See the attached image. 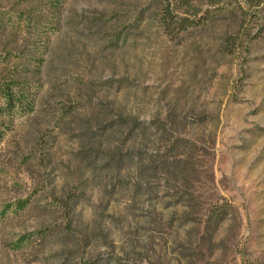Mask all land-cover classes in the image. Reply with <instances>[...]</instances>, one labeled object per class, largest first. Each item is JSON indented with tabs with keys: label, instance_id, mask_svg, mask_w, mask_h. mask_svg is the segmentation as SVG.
Returning a JSON list of instances; mask_svg holds the SVG:
<instances>
[{
	"label": "rangeland",
	"instance_id": "374dc122",
	"mask_svg": "<svg viewBox=\"0 0 264 264\" xmlns=\"http://www.w3.org/2000/svg\"><path fill=\"white\" fill-rule=\"evenodd\" d=\"M110 2L32 0L23 16L21 9L11 11L2 3L4 22L17 29L18 52L25 56L10 54L3 62L0 51V79L11 71L29 82L12 111L0 115V264L59 263L53 259L62 247L54 241L57 235L49 238L48 229L60 217L53 196L78 188L81 180L87 191L78 223L82 230L99 229L100 240L94 239L90 253L82 248L84 258L78 256L74 263L100 257L99 263L107 264V256L115 249L114 255H120V247L132 242L148 248L141 233L156 240V232L136 227L143 224L142 208L149 201H133L134 167L90 175L87 162H95L97 140V129H89L94 125L91 110L100 106L117 114L123 104L126 114L147 119L156 114L166 121L169 103L178 99L197 107L180 112L187 117L180 135L206 148L199 160L212 163L216 193L232 206L218 235L226 264H264V2L244 15L216 9L203 29L175 40L157 27L135 25L139 10L131 7L129 23L118 25V31L125 30L123 38L115 42L99 29L111 20H98ZM234 32L235 51L227 55L221 46ZM77 103L85 108L64 115L65 108ZM0 106L6 108L1 98ZM200 115L208 122L192 127L197 117L191 116ZM124 136L116 134L114 146L123 149ZM156 139L148 151L164 154L169 137ZM25 201L28 207H20ZM44 233L49 237L41 242ZM147 256L123 254V259L145 264Z\"/></svg>",
	"mask_w": 264,
	"mask_h": 264
},
{
	"label": "trees",
	"instance_id": "16d2710c",
	"mask_svg": "<svg viewBox=\"0 0 264 264\" xmlns=\"http://www.w3.org/2000/svg\"><path fill=\"white\" fill-rule=\"evenodd\" d=\"M3 1L9 5L11 11L21 9L19 12L23 16L29 13L25 5L32 0H20L21 3ZM110 1L111 8H108L98 20L111 17L110 21L101 22L99 29L106 34L110 33V39L114 42L123 38L125 30L118 31V25L129 23L131 7L139 10L134 19L135 25H144L145 30L157 27L171 40H175L183 33L203 29L214 18L213 12L216 9L226 13L239 10L244 15L249 11L258 10L264 2V0ZM4 2L0 0V51L5 53L3 62H8L7 55L10 57V54L14 53L17 56H25V54L18 52L17 29L13 26L11 28L4 22V16L7 14L1 9ZM32 13L30 12L29 16ZM90 23L93 22H88ZM21 32L23 33V30ZM237 34V32L228 34L224 38L221 46L223 53L233 54ZM56 55L53 54L54 57ZM31 58L36 59L33 56ZM6 75L7 77L0 79V98L1 102L6 104V108L0 106V115L5 111H12L13 105L29 82L26 78L16 79L17 74L11 71L6 72ZM121 86L123 87L122 84L119 85L120 88ZM77 104V107H72L70 104L65 108L64 115L68 117L85 108V105ZM169 104L171 108L165 117L166 121L160 116L156 118V114L150 119L141 118L135 112L126 114L123 111L125 107L123 104L118 105L117 114L120 116L114 109L109 110L100 106L91 110L94 125L89 129L90 131L93 128L97 129L94 134L97 139L95 162H87L91 177L97 178V175L103 173H121L134 167L135 182L129 190L133 193V201L137 203L144 197L148 199L147 202L149 201V206L142 208L148 211L145 210L146 213L141 215L144 222L143 224L137 222L136 227L152 228L156 232V240L149 238L144 232L141 233L142 242H145L148 248L144 249L133 242L131 245L123 244L118 256L114 255L116 251L114 248V253L107 256L110 257L106 261L107 264H125L123 254L135 256L145 253L148 254L146 257L148 261L145 264H226L223 242L218 235L222 225L228 221L232 213V206L224 202L225 198L216 193L212 163L208 165L199 160V154L206 152V148L199 147L196 142L183 138L179 133L180 127L185 124L187 118H181L180 112L183 109L196 111L197 107L194 102L185 103L179 99ZM191 117H197L191 123L192 127L208 122L202 115ZM186 126L189 127L188 124ZM118 133L125 134L123 149L114 146L113 139ZM159 135L169 137L168 142L165 143L164 154L156 151L155 147L154 151H148L149 143L156 145V137ZM212 144L209 149L214 148L215 142ZM127 146L128 148L125 149ZM86 183L81 180L78 188L65 191L60 196H53L58 209L56 215L60 217L49 223L48 229L51 235L49 237V234L44 233L41 242H45L52 235H57L54 241L60 243L62 250L54 255L55 263L75 264L74 261L78 256L84 258L85 253H90L94 239L100 240L99 229L82 230L78 223L79 207L84 202L87 191ZM212 187L214 191L208 193ZM28 205L29 203L25 201L20 207L24 208ZM82 248L85 253H80ZM100 259V257L89 259L87 264H100Z\"/></svg>",
	"mask_w": 264,
	"mask_h": 264
}]
</instances>
